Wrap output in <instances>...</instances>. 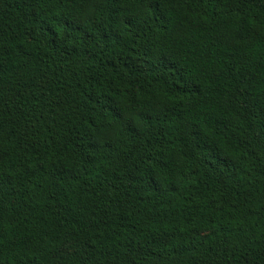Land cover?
Here are the masks:
<instances>
[{
  "label": "trees",
  "instance_id": "obj_1",
  "mask_svg": "<svg viewBox=\"0 0 264 264\" xmlns=\"http://www.w3.org/2000/svg\"><path fill=\"white\" fill-rule=\"evenodd\" d=\"M0 264H264V0H0Z\"/></svg>",
  "mask_w": 264,
  "mask_h": 264
}]
</instances>
